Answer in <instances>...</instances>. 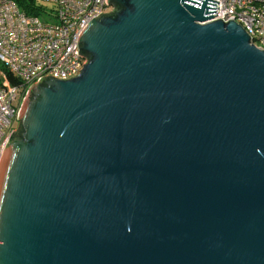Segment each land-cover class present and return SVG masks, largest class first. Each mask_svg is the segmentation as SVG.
Wrapping results in <instances>:
<instances>
[{
	"label": "water",
	"instance_id": "obj_1",
	"mask_svg": "<svg viewBox=\"0 0 264 264\" xmlns=\"http://www.w3.org/2000/svg\"><path fill=\"white\" fill-rule=\"evenodd\" d=\"M0 156V264H264V50L216 0H105Z\"/></svg>",
	"mask_w": 264,
	"mask_h": 264
},
{
	"label": "built area",
	"instance_id": "obj_2",
	"mask_svg": "<svg viewBox=\"0 0 264 264\" xmlns=\"http://www.w3.org/2000/svg\"><path fill=\"white\" fill-rule=\"evenodd\" d=\"M40 1L52 6L46 8ZM216 1L218 11L213 19L226 21L231 16L248 33L251 43L264 50V0ZM34 2L38 13L26 14L15 0H0V156L16 130L29 86L41 76L78 74L86 61L77 53L79 31L92 17L112 9L105 0ZM40 15L52 21H43Z\"/></svg>",
	"mask_w": 264,
	"mask_h": 264
},
{
	"label": "trees",
	"instance_id": "obj_3",
	"mask_svg": "<svg viewBox=\"0 0 264 264\" xmlns=\"http://www.w3.org/2000/svg\"><path fill=\"white\" fill-rule=\"evenodd\" d=\"M18 6L26 14H37L39 11L38 6H36L34 0H15ZM12 82L13 80L10 79Z\"/></svg>",
	"mask_w": 264,
	"mask_h": 264
},
{
	"label": "rangeland",
	"instance_id": "obj_4",
	"mask_svg": "<svg viewBox=\"0 0 264 264\" xmlns=\"http://www.w3.org/2000/svg\"><path fill=\"white\" fill-rule=\"evenodd\" d=\"M46 8H50L52 6V4L48 3V2H44V1H40ZM40 19L43 20V21H48V22H51L52 20L45 17V16H41L40 15ZM17 125V124H16Z\"/></svg>",
	"mask_w": 264,
	"mask_h": 264
},
{
	"label": "flooded vegetation",
	"instance_id": "obj_5",
	"mask_svg": "<svg viewBox=\"0 0 264 264\" xmlns=\"http://www.w3.org/2000/svg\"><path fill=\"white\" fill-rule=\"evenodd\" d=\"M18 128V123H17V125H16V129ZM16 131V130H15Z\"/></svg>",
	"mask_w": 264,
	"mask_h": 264
}]
</instances>
